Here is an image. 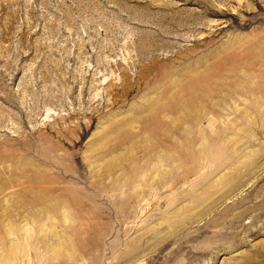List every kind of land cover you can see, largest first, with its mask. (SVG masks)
Listing matches in <instances>:
<instances>
[{"label": "rangeland", "instance_id": "1", "mask_svg": "<svg viewBox=\"0 0 264 264\" xmlns=\"http://www.w3.org/2000/svg\"><path fill=\"white\" fill-rule=\"evenodd\" d=\"M0 264H264V0H0Z\"/></svg>", "mask_w": 264, "mask_h": 264}]
</instances>
